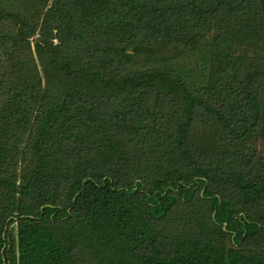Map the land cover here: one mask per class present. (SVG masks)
<instances>
[{
	"label": "trees",
	"instance_id": "obj_1",
	"mask_svg": "<svg viewBox=\"0 0 264 264\" xmlns=\"http://www.w3.org/2000/svg\"><path fill=\"white\" fill-rule=\"evenodd\" d=\"M4 1L0 264H264V0Z\"/></svg>",
	"mask_w": 264,
	"mask_h": 264
},
{
	"label": "rangeland",
	"instance_id": "obj_2",
	"mask_svg": "<svg viewBox=\"0 0 264 264\" xmlns=\"http://www.w3.org/2000/svg\"><path fill=\"white\" fill-rule=\"evenodd\" d=\"M2 2L5 3L4 0H2ZM8 2H11V1L9 0ZM3 3H2V4H3ZM11 3L14 4V0H13V2H11ZM12 8H14L13 5H12ZM256 144H257V147H258L259 151H260L262 154H264V139H260V140H258Z\"/></svg>",
	"mask_w": 264,
	"mask_h": 264
}]
</instances>
